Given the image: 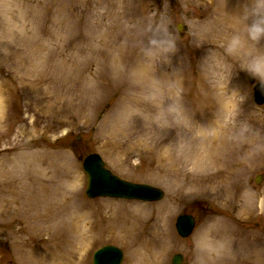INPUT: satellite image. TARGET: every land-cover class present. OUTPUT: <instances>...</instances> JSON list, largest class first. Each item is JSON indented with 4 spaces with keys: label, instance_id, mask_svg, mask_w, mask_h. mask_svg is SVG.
I'll return each mask as SVG.
<instances>
[{
    "label": "rangeland",
    "instance_id": "1",
    "mask_svg": "<svg viewBox=\"0 0 264 264\" xmlns=\"http://www.w3.org/2000/svg\"><path fill=\"white\" fill-rule=\"evenodd\" d=\"M223 1L0 0V264H92V251L106 243L125 250L123 264H172L177 252L189 264H264V180L256 182L264 174V105L255 103L250 76L225 52V72L212 71L216 49L224 51L222 37L210 33ZM162 17L175 51L148 59L147 29ZM122 50L129 60L115 66ZM137 58L150 68L145 80ZM177 70L187 72L186 88H173L195 113V130L183 114L179 121L156 119L153 82L162 72L174 79ZM223 77L237 87L239 117L222 119L236 135L233 155L222 158V171L196 168L188 157L203 132L214 136L200 121L211 110L208 87ZM222 92L233 95L230 88ZM92 152L120 177L163 188L165 197L90 199L78 156ZM37 153L44 156V186L15 163ZM192 177L198 181L189 189ZM182 213L197 219L189 237L176 228ZM221 226L231 230L211 234ZM48 237L55 242L33 253Z\"/></svg>",
    "mask_w": 264,
    "mask_h": 264
},
{
    "label": "bare ground",
    "instance_id": "2",
    "mask_svg": "<svg viewBox=\"0 0 264 264\" xmlns=\"http://www.w3.org/2000/svg\"><path fill=\"white\" fill-rule=\"evenodd\" d=\"M242 2L240 0H226L220 3V5L217 7L216 15L218 18L213 21L214 25L212 27V36L215 38L220 39L221 37L233 32V31H239L243 30V25L240 23V16H241V6ZM242 18V17H241ZM229 24V26H234L237 28V30L232 31H225L223 30L222 26ZM228 27V26H227ZM229 28V27H228ZM232 28V27H230ZM214 34V35H213ZM110 36L106 37V41L104 43L105 49H109L110 42L108 41V38ZM216 53L214 55L215 57V63L212 65V71L214 72H220L223 71L222 63L223 60L226 61L224 51H221V49H216ZM129 60V55L126 53V51L122 50V54L114 59H112V62L115 66H119L120 64H123ZM135 64L139 65V79H146V73L150 72V68L143 64L142 60L139 58L135 59ZM225 72V70L223 71ZM172 81V82H171ZM188 79H187V72L184 70H177L175 71V78L173 79L171 75H169L166 72H162L159 77V84H160V92L158 94L157 98V104L160 109V113L162 115H166L165 110L168 108L170 102H174V104H178L179 108L181 109V112L184 116V120L186 122H191L189 130H195V126L199 123L192 122L195 117V113L189 108L188 103L178 95L177 91H174L173 87L181 88L184 90L187 86ZM203 89L206 90L205 86H201ZM226 88H230L233 95L227 96L225 93L222 92V90L225 91ZM209 91L207 93V98H209V107H211V110H208V113L203 115L201 122H208L207 124L211 126L213 130V137H208L207 133H202V137L205 139L204 141H201V146L196 148L195 152L192 153L188 160H193V163L195 164L194 167L196 168H205V169H212L217 167L218 171H222L223 168H227V162L224 159L228 154L233 155L231 152L234 148L235 141L234 138H231L232 134L229 129H227L224 124H222L223 116L227 114L231 119H237L239 117V110H238V101L236 99L237 95V87L230 82V84L227 82V79L225 77L219 79V82L216 84H213L211 88H209ZM145 89L142 87H136L134 89V93L141 92ZM206 93V92H205ZM213 95V96H212ZM133 97V96H132ZM130 98V102L132 101ZM135 99V98H134ZM217 100L218 106H220L221 111L217 112V109L214 110V103L211 100ZM211 101V102H210ZM136 104H143L144 101H140L139 99H135L134 101ZM142 102V103H141ZM237 106V108H236ZM223 111V112H222ZM165 118V117H164ZM233 126V125H232ZM28 159V160H27ZM190 161H184L185 164H189ZM16 167L17 168H28L32 172V174L36 176V181L34 183L36 184H43L44 181L42 179L44 178L46 172L44 169V156L43 154L37 153V155H34L33 158L30 160V158H24L20 159L18 162L16 161ZM186 171V169H184ZM30 172V173H31ZM198 179L196 177H192L189 182V189H193V186L196 184ZM215 182V181H213ZM192 187V188H190ZM43 188V187H42ZM213 191L217 192L215 189H212ZM220 192V191H219ZM32 196V195H31ZM33 197V196H32ZM29 196V201H31V198ZM78 225V224H77ZM225 227V225H224ZM223 226L218 227L217 229L211 231V234L216 233V235H220L223 232H226L230 228H224ZM81 229L80 227H78ZM231 232V231H229ZM83 233V232H81ZM57 261V258L55 259ZM57 263L61 264L58 260Z\"/></svg>",
    "mask_w": 264,
    "mask_h": 264
},
{
    "label": "clouds",
    "instance_id": "3",
    "mask_svg": "<svg viewBox=\"0 0 264 264\" xmlns=\"http://www.w3.org/2000/svg\"><path fill=\"white\" fill-rule=\"evenodd\" d=\"M241 17L244 22L243 31H233L220 39L219 46L224 52L238 61L239 70L247 73L264 90V0H244L241 6ZM210 30V29H207ZM200 30L194 31V38L199 41ZM176 47L175 35L166 18L151 25L147 29V38L144 45V56L148 59L162 57L167 59L174 53ZM153 98L160 92L159 82H153ZM166 115H171L179 121L182 112L178 104L169 105L165 110ZM164 115L157 114L156 119L161 120ZM214 241L209 236L206 246L211 249Z\"/></svg>",
    "mask_w": 264,
    "mask_h": 264
},
{
    "label": "water",
    "instance_id": "4",
    "mask_svg": "<svg viewBox=\"0 0 264 264\" xmlns=\"http://www.w3.org/2000/svg\"><path fill=\"white\" fill-rule=\"evenodd\" d=\"M181 28V26H179ZM255 83V100L258 104H264V90H261L256 81ZM79 160H83V165L89 175V186L87 195L89 197H115L124 199H137L143 201H157L164 197L165 191L157 186L147 183H136L123 179L114 174L106 167L105 161L99 153H91L84 157L79 156ZM262 176L257 178L260 183ZM178 232L184 236H189L196 225V219L192 214H181L177 218ZM124 259L123 250L115 245H106L99 248L94 254V264H121ZM183 253H177L173 257V264H189L184 261Z\"/></svg>",
    "mask_w": 264,
    "mask_h": 264
}]
</instances>
